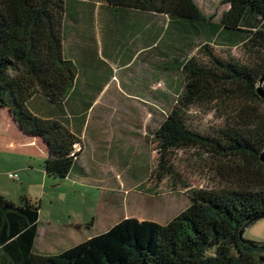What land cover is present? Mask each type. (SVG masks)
I'll return each mask as SVG.
<instances>
[{
  "label": "trees",
  "instance_id": "trees-1",
  "mask_svg": "<svg viewBox=\"0 0 264 264\" xmlns=\"http://www.w3.org/2000/svg\"><path fill=\"white\" fill-rule=\"evenodd\" d=\"M108 1L115 13L125 11L117 0ZM187 1L199 17L171 15L144 48L162 55L159 65L177 70L182 79L175 103L155 130L158 171H170L165 158L171 148H200L215 159L222 184L191 189L190 204L166 223L125 217L57 254L33 251L40 206L27 196L17 205L0 195V254L10 256L9 264H264V243L253 241L254 246L240 235L264 212V110L259 107L264 97L257 91L264 74V0H230L222 23ZM80 3L87 4L0 0V106L21 130L48 144L44 169L55 181L74 171L88 174L80 161L82 128H73L63 113L81 74V64L66 47L69 22L78 15L72 6ZM217 45L227 49L218 54ZM234 47L242 58L232 53ZM38 98L54 105L56 113L41 114L34 106ZM194 108L221 110L224 125L209 133L194 128Z\"/></svg>",
  "mask_w": 264,
  "mask_h": 264
},
{
  "label": "rangeland",
  "instance_id": "rangeland-1",
  "mask_svg": "<svg viewBox=\"0 0 264 264\" xmlns=\"http://www.w3.org/2000/svg\"><path fill=\"white\" fill-rule=\"evenodd\" d=\"M85 1L89 5L72 6L78 15L69 22L66 45L68 55L81 64L75 96L88 98L87 103H68L73 128H83L81 156L88 174L80 179L71 174L58 182L50 177L44 186L43 159L3 149L9 133L6 125L0 126V192L17 205L22 196L30 197L40 206L43 227L54 221L75 230L69 237L47 239L42 249L49 254L105 232L125 217L166 223L190 204L191 189L222 184L215 159L200 148H171L165 158L170 171H158L155 130L175 103L182 79L177 70L159 65L165 60L162 55H149L144 48L168 26L171 15L198 18L199 12L187 0H117L125 10L119 13L108 0ZM194 1L203 15L224 22L230 0ZM142 26L147 32H141ZM224 48L215 46L218 54ZM232 53L242 58L239 48H232ZM222 113L194 108L191 124L213 132L224 125ZM29 162L35 169L28 168ZM23 171L32 174V180H25ZM9 172L20 178H9ZM244 238L264 243V218L247 226Z\"/></svg>",
  "mask_w": 264,
  "mask_h": 264
},
{
  "label": "crops",
  "instance_id": "crops-1",
  "mask_svg": "<svg viewBox=\"0 0 264 264\" xmlns=\"http://www.w3.org/2000/svg\"><path fill=\"white\" fill-rule=\"evenodd\" d=\"M66 47H67V45H66ZM108 58H110V57H108ZM80 75L78 78V84L80 82ZM73 97L74 98H72V100H75V101H81V102L82 101H85V102L88 101V98L86 96H75L74 95ZM34 103H35L34 106L43 115L49 116V115H54L56 113V112H54L55 106L48 104L43 98H38V100H36V102H34ZM65 106H66V108H65V111L63 113H65V115L67 117H69L70 115H69V111H68V104ZM0 126H5L6 131H8V133H9V137H7L8 139L4 138V140H6V142L2 143L3 149H6V150L11 149L12 151L18 152L23 156L24 155L29 156V159H30V157H40L43 159V161H44L43 165H42V170L44 171L43 184L45 186V184H47V182L49 181L48 180L49 177L47 176L46 171L44 169L45 160L49 156L48 144L41 137H37V136L27 134L23 130H21L19 128V126L17 125L16 121L14 120L13 116L11 115L9 109L6 107H1V106H0ZM82 132H83V130H82ZM80 161L82 163V161H83L82 156H80ZM29 163H30V165L28 168L35 169V167L32 165V162H29ZM82 165H83V163H82ZM17 168H19L21 170L25 169L23 166H20V165ZM23 173H24V171H23ZM71 174L72 175L74 174V176L78 179L83 178V174H81L79 172H72ZM71 174L68 177H70ZM18 175H19V173H18ZM8 177H9V175H8ZM24 177H25V180H32V174L30 176H27L24 173ZM19 178H20V175H19L18 179ZM18 179H16V180H18ZM13 180H15V179H13ZM55 182H58V181H55ZM0 195H3L8 200L12 201L3 192H0ZM28 198H30V197H28ZM12 202H14V201H12ZM15 204H17V203H15ZM43 226H42V221L40 220V214H39L38 234L35 238L34 247H33V251L36 253H39V254H49V252H47V250L42 249V246L45 245V243L47 242V239L54 238V236L55 237L63 236V238L69 237V235H72L75 231L72 228L73 225H70L71 226L70 227L68 225L62 224L61 222L52 221L48 225H46L45 227H43ZM42 228H44V238H42V236H41L42 235ZM65 229H66V231H65ZM0 257L2 258V262L4 264L10 263V261H9L10 256L9 255L2 252L0 254Z\"/></svg>",
  "mask_w": 264,
  "mask_h": 264
},
{
  "label": "water",
  "instance_id": "water-1",
  "mask_svg": "<svg viewBox=\"0 0 264 264\" xmlns=\"http://www.w3.org/2000/svg\"><path fill=\"white\" fill-rule=\"evenodd\" d=\"M263 83H264V74L262 75V77H261V79H260V85H259V87H258V89H257L258 93H259L261 96L264 97V91H263V87H262V86H263ZM0 99H1V93H0ZM0 104H1V100H0ZM261 160L264 162V152H263L262 155H261ZM261 218H264V212L261 213V214L258 216V219H261ZM245 229H246V227H244V228L241 230V232H240V235H241V237H242V240H243L245 243H249V244L255 246L256 244H255L253 241L244 238ZM261 247L264 248V245H261Z\"/></svg>",
  "mask_w": 264,
  "mask_h": 264
},
{
  "label": "built area",
  "instance_id": "built-area-1",
  "mask_svg": "<svg viewBox=\"0 0 264 264\" xmlns=\"http://www.w3.org/2000/svg\"><path fill=\"white\" fill-rule=\"evenodd\" d=\"M8 175L11 179H15V180L18 179L19 177L18 173H14V172H10Z\"/></svg>",
  "mask_w": 264,
  "mask_h": 264
}]
</instances>
